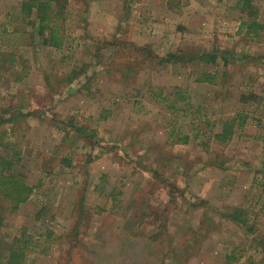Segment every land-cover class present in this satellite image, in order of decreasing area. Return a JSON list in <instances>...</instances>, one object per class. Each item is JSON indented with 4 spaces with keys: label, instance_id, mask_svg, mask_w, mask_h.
Listing matches in <instances>:
<instances>
[{
    "label": "rangeland",
    "instance_id": "rangeland-1",
    "mask_svg": "<svg viewBox=\"0 0 264 264\" xmlns=\"http://www.w3.org/2000/svg\"><path fill=\"white\" fill-rule=\"evenodd\" d=\"M20 3L0 0V119L27 115L0 122V154L34 190L0 204V238L26 228V264H264V28L246 33L238 0H52L58 48ZM206 51L227 63L159 61ZM235 109L250 119L210 137Z\"/></svg>",
    "mask_w": 264,
    "mask_h": 264
},
{
    "label": "trees",
    "instance_id": "trees-1",
    "mask_svg": "<svg viewBox=\"0 0 264 264\" xmlns=\"http://www.w3.org/2000/svg\"><path fill=\"white\" fill-rule=\"evenodd\" d=\"M54 6L52 4V0H21L20 3V11L29 19L30 23H33L31 19L34 20L35 25V33L41 37V43L46 46H51L54 48H58L63 43V36L61 35V27L57 24L58 20L63 18L61 16V8ZM237 7L241 12H245L246 19L241 20V27H246V33H250L255 38L260 36V30L264 28V24L258 20L257 10L253 7L250 0H238ZM6 29H2L5 31ZM63 32V30H62ZM187 54L180 53H168L164 58L159 61H167V62H175L182 61L183 63H187L188 61L197 60L198 62H202L203 65L206 63H217L221 61L218 57H223L219 55L216 51H206L201 54L191 55L189 58L186 57ZM223 64L227 62L225 60L221 61ZM78 72L73 71L72 77L76 76ZM193 74V73H192ZM210 71H201L199 73H195V82H213V77ZM72 77H68L69 80ZM187 92L186 88L180 87L178 91L173 92V95H177L180 101L185 99L183 93ZM151 95L161 96V93L150 91ZM163 99V98H161ZM166 100V99H165ZM177 99L173 100L172 103H168L167 107L172 108L177 112L179 110H183L184 107L182 105H178L174 103ZM186 104L188 105L187 110H191L192 104L190 103L189 98L187 99ZM200 106L197 107L195 113L200 116L201 115ZM193 110V111H194ZM261 116L256 119L257 125L264 121V108L261 109ZM192 111V112H193ZM241 109H235L233 111L232 116H227L225 118H221V126L220 129L213 131L212 128L209 129V136L212 137L219 142L228 141L233 134L235 133L236 128H241L244 123H246L250 118L247 113L242 112ZM194 113V112H193ZM25 116L27 114L17 113L16 115H12L6 118L0 119V122L11 121L16 119L18 116ZM203 121L200 123L193 121L196 124V129L198 130L199 125L205 122H208L206 113L203 114ZM75 133L77 134L80 127H76V125H72ZM172 130L179 132L176 128ZM264 135V134H262ZM261 135V136H262ZM198 136V131L192 133L180 132V135L174 139L183 143L189 142L192 138ZM258 139L260 136H255ZM17 150H14L13 153L8 155L0 154V204L3 205L5 202V208H9L10 210H16L19 208V205L27 201L29 196L32 194L34 190L33 185H29L26 182V175L23 172L17 171L15 169V162L20 160V156L17 155ZM66 164H70L69 158L64 159ZM3 207L0 205V211ZM235 220H239L244 222V218H240L238 213H234L232 216ZM2 214L0 213V223L2 221ZM2 224V223H1ZM49 237L50 235L47 234ZM33 236L27 233L26 228H22V231H19L12 239L4 241L0 238V264H26L27 262V254L34 249L35 243L33 241Z\"/></svg>",
    "mask_w": 264,
    "mask_h": 264
}]
</instances>
